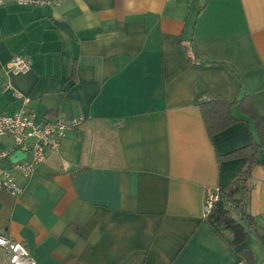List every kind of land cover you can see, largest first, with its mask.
<instances>
[{"label":"crops","instance_id":"crops-1","mask_svg":"<svg viewBox=\"0 0 264 264\" xmlns=\"http://www.w3.org/2000/svg\"><path fill=\"white\" fill-rule=\"evenodd\" d=\"M51 1L0 2V114L21 93L39 120L82 122L30 177L0 160L21 190H0V234L36 264H245L204 204L245 163L216 156L255 140L254 125L233 107L239 121L209 138L197 103L244 93L264 119V0ZM16 56L30 70H9ZM250 187L264 234L263 166ZM240 248L264 264L256 234Z\"/></svg>","mask_w":264,"mask_h":264},{"label":"trees","instance_id":"trees-1","mask_svg":"<svg viewBox=\"0 0 264 264\" xmlns=\"http://www.w3.org/2000/svg\"><path fill=\"white\" fill-rule=\"evenodd\" d=\"M189 54L193 62L195 58H200V54L194 47H191ZM197 105L209 138L225 131L239 121L233 115V107H237L241 114L254 125L255 140L246 146L216 156L218 162L244 159L245 163L228 185L218 188V200L205 217L208 224L231 248L237 251L243 262L249 264L253 259L252 252L240 248L247 234H256L264 245V234L258 233L256 222L248 210L252 191L250 187L252 171L257 166L264 167V119L258 116L251 97L244 93H241L232 102L201 99Z\"/></svg>","mask_w":264,"mask_h":264},{"label":"built area","instance_id":"built-area-1","mask_svg":"<svg viewBox=\"0 0 264 264\" xmlns=\"http://www.w3.org/2000/svg\"><path fill=\"white\" fill-rule=\"evenodd\" d=\"M10 1L19 6H52L51 0H0ZM14 73H25L30 70L29 61L21 56L14 57L8 64ZM15 99L20 106L11 114H0V138L12 141V146L0 151V160L11 158L15 153H21L24 158L13 162V168L21 175L30 177L36 168L45 162L47 155L55 153L61 140L81 124L82 119L66 120L58 117L54 120H39L33 109L28 107L29 97L15 93ZM0 190L16 197L21 193L10 175L0 178ZM218 189L207 192L204 211L207 214L218 200ZM0 249L4 260L1 264H36L26 246L21 242L10 240L0 234Z\"/></svg>","mask_w":264,"mask_h":264},{"label":"water","instance_id":"water-1","mask_svg":"<svg viewBox=\"0 0 264 264\" xmlns=\"http://www.w3.org/2000/svg\"><path fill=\"white\" fill-rule=\"evenodd\" d=\"M23 158H24V156L21 153L17 152L11 157V161L16 162V161L21 160Z\"/></svg>","mask_w":264,"mask_h":264}]
</instances>
